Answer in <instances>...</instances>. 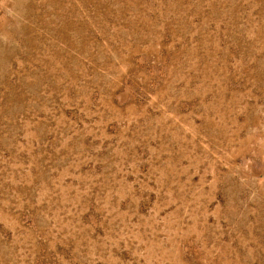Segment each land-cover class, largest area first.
<instances>
[{"label": "rangeland", "instance_id": "374dc122", "mask_svg": "<svg viewBox=\"0 0 264 264\" xmlns=\"http://www.w3.org/2000/svg\"><path fill=\"white\" fill-rule=\"evenodd\" d=\"M0 264H264V0H0Z\"/></svg>", "mask_w": 264, "mask_h": 264}]
</instances>
